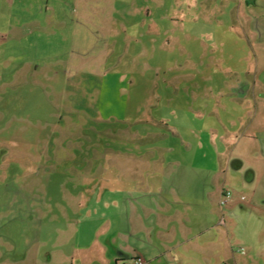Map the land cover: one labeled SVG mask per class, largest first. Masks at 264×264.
<instances>
[{
	"label": "rangeland",
	"instance_id": "rangeland-1",
	"mask_svg": "<svg viewBox=\"0 0 264 264\" xmlns=\"http://www.w3.org/2000/svg\"><path fill=\"white\" fill-rule=\"evenodd\" d=\"M61 1L0 0V264H125L154 160L203 177L212 264H264V0Z\"/></svg>",
	"mask_w": 264,
	"mask_h": 264
},
{
	"label": "crops",
	"instance_id": "crops-1",
	"mask_svg": "<svg viewBox=\"0 0 264 264\" xmlns=\"http://www.w3.org/2000/svg\"><path fill=\"white\" fill-rule=\"evenodd\" d=\"M12 1L14 3L15 0ZM45 1V13L48 14L50 0ZM233 1L236 4L240 3V0ZM241 1L243 3L238 6L244 9V6L257 4V0ZM63 3L62 0L59 5ZM241 16H244L242 9L237 11L238 19ZM47 28L48 25L34 26L36 31H46ZM11 30L14 31V29ZM20 30L22 32L29 31L28 26H23ZM261 161L264 164V159ZM236 162L234 163L236 168L242 166L241 162ZM154 163L159 166L160 173H157V176H149L145 182H151V185L147 188L144 185L143 189L139 191L140 196L145 197L142 199L143 214L138 216L133 208V216L135 217H132L130 232L126 238L127 242H130V237H136V244L127 246L126 250L130 257H127L125 261L140 259L144 262H142L143 264H196V257H198L200 264H212L213 257H223L229 254L230 245L228 241L215 239L214 226L208 221V215L212 209L209 207V191L204 185L203 177L199 176V173H197L198 175L178 174L175 169H172L173 166H176V162L154 160ZM222 174L224 175V172ZM215 183L219 192L218 205L222 208L220 206L222 193L225 189L232 190V188L226 181L223 185H219L217 180ZM126 188H129L128 185ZM211 197L212 193H210V199ZM253 198L250 201L248 199L245 204L239 200L238 202L233 200L232 203L222 209L227 208L228 212H234L236 207H252L258 197L254 196ZM221 223L225 224V221L223 220ZM240 252L246 254L244 250ZM254 256L256 257V255ZM111 258H114L116 264L122 259V257ZM231 264L239 263L233 262Z\"/></svg>",
	"mask_w": 264,
	"mask_h": 264
},
{
	"label": "built area",
	"instance_id": "built-area-1",
	"mask_svg": "<svg viewBox=\"0 0 264 264\" xmlns=\"http://www.w3.org/2000/svg\"><path fill=\"white\" fill-rule=\"evenodd\" d=\"M247 198L245 196H241V201H246ZM233 201V192L231 189H225L222 193L220 198V205L221 206H228ZM137 261V262H136ZM136 261L126 262L125 264H143L140 259Z\"/></svg>",
	"mask_w": 264,
	"mask_h": 264
},
{
	"label": "trees",
	"instance_id": "trees-1",
	"mask_svg": "<svg viewBox=\"0 0 264 264\" xmlns=\"http://www.w3.org/2000/svg\"><path fill=\"white\" fill-rule=\"evenodd\" d=\"M233 192V191H232ZM233 200H234V192H233ZM240 201H241V198H240ZM247 201V200H246ZM246 201H241L242 203H245ZM221 206V205H220ZM222 208H224L223 206H221Z\"/></svg>",
	"mask_w": 264,
	"mask_h": 264
}]
</instances>
